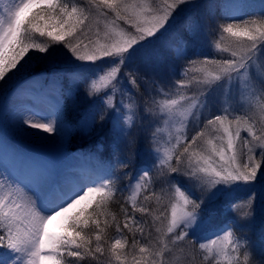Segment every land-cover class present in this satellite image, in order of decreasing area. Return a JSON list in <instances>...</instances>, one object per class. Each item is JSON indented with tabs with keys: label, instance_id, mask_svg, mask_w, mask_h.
<instances>
[{
	"label": "snow or ice",
	"instance_id": "obj_1",
	"mask_svg": "<svg viewBox=\"0 0 264 264\" xmlns=\"http://www.w3.org/2000/svg\"><path fill=\"white\" fill-rule=\"evenodd\" d=\"M191 3L0 0V81L62 55L93 98L79 130L110 121L115 145L107 166L64 180L0 173V264H255L242 230L264 194V0L258 14L208 23L192 58L181 41L165 59L155 45ZM187 30L195 42L191 18ZM20 124L40 141L68 131L60 98ZM141 129L148 158L133 173L137 153L119 152ZM221 212L237 216L213 230Z\"/></svg>",
	"mask_w": 264,
	"mask_h": 264
},
{
	"label": "rangeland",
	"instance_id": "obj_2",
	"mask_svg": "<svg viewBox=\"0 0 264 264\" xmlns=\"http://www.w3.org/2000/svg\"><path fill=\"white\" fill-rule=\"evenodd\" d=\"M215 1L192 0L189 5H181L183 11L177 17L181 23L188 20L187 16L192 10L197 11L198 15L195 14L196 16L191 22L197 30L195 42L191 33L186 37V30L173 23L169 32L155 45L156 51L167 59L175 55L174 49L180 47L181 41H183L187 45L189 57L192 58L194 49L201 44L207 45L211 39L207 35L206 25L210 22L221 21L216 17L213 4ZM219 1L224 5L236 6L224 7L226 12L236 14L246 12L247 9L251 10L248 14H258L261 4V0ZM190 14L193 17V13ZM53 47L62 48V45ZM205 51L210 52L207 47H205ZM34 55L44 54L34 53ZM71 71V67L64 64L63 56L56 55L47 60L33 61L24 72L18 74L8 83L0 81V173H6L18 180H24L25 176L29 174L37 180H64L73 175L88 173L98 170L101 166H107L113 158L115 145L110 133V121L107 122L103 131H99L98 126L94 128L92 135L90 132L85 134L79 130L78 121L81 115L92 107L93 98L87 96L83 83L69 78ZM8 75L12 76V73L10 72ZM126 86L131 89L130 85L126 84ZM57 98H60L67 121V134L47 141L37 140L34 136L29 135L37 130L27 129V126L22 127L20 120L30 111H47ZM119 99L120 97L117 96L118 101ZM144 123L146 126L147 121ZM161 127L163 130L160 135L166 140L168 129L163 125ZM242 135H246V133H242ZM90 137L93 139L92 142L91 139H88ZM147 144V133L141 129L134 149L129 150L121 145L119 155L122 159L130 158L131 152L137 153L136 157H132L133 165L128 171L134 173L138 161L148 158L145 153ZM70 145L75 146L71 147ZM82 154L83 157H81ZM22 158L38 164L40 167L30 169L27 164L22 162ZM153 175L155 176V172ZM177 179L184 183L182 177ZM196 194L198 195V193ZM244 198L242 191L231 197L233 201L241 203ZM236 216L235 212L218 213L213 222V230L229 223ZM241 222L243 223V221ZM242 231L243 235L254 245L255 264H264V194L257 197L254 216L250 222L244 223Z\"/></svg>",
	"mask_w": 264,
	"mask_h": 264
},
{
	"label": "trees",
	"instance_id": "obj_3",
	"mask_svg": "<svg viewBox=\"0 0 264 264\" xmlns=\"http://www.w3.org/2000/svg\"><path fill=\"white\" fill-rule=\"evenodd\" d=\"M216 5H220L219 3H215V10H216V17L220 20H223V18H224V10L222 9V7H216ZM193 7V6H192ZM196 10L195 11H193L192 10V12H190V13H193V17H191L192 15L189 13L188 14V20L186 21V22H184V23H181V21L177 18L175 21H174V24L175 25H179L180 27H182L183 29H185L186 30V37H188V36H190V33H189V31L187 30V25L186 24H188L189 23V16H190V18H191V22H192V19L196 16V15H198V14H196ZM196 14V15H195ZM94 130L95 129H93L91 132H90V135H92L93 134V132H94ZM193 133V132H192ZM192 133H190V134H192ZM98 138V137H97ZM88 139H91V142H92V138L90 137V138H88ZM103 140V139H102ZM88 141V140H87ZM71 147H74L75 145H70ZM114 234V233H113Z\"/></svg>",
	"mask_w": 264,
	"mask_h": 264
}]
</instances>
